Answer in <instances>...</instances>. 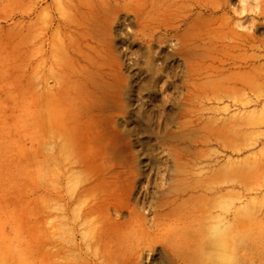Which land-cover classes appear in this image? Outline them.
Segmentation results:
<instances>
[{
	"label": "rangeland",
	"instance_id": "obj_1",
	"mask_svg": "<svg viewBox=\"0 0 264 264\" xmlns=\"http://www.w3.org/2000/svg\"><path fill=\"white\" fill-rule=\"evenodd\" d=\"M141 5L0 0V264H264V0Z\"/></svg>",
	"mask_w": 264,
	"mask_h": 264
},
{
	"label": "bare ground",
	"instance_id": "obj_2",
	"mask_svg": "<svg viewBox=\"0 0 264 264\" xmlns=\"http://www.w3.org/2000/svg\"><path fill=\"white\" fill-rule=\"evenodd\" d=\"M147 5L148 0H142L141 6H143V15L145 16L147 15ZM252 235V232H248L247 230H239L233 236L226 237L215 230L208 231L207 236L209 240L207 241L208 247L206 252L209 258L208 264H233L235 252L239 249L244 251V247L250 245L254 239ZM236 242L239 244L238 249L233 247Z\"/></svg>",
	"mask_w": 264,
	"mask_h": 264
},
{
	"label": "clouds",
	"instance_id": "obj_3",
	"mask_svg": "<svg viewBox=\"0 0 264 264\" xmlns=\"http://www.w3.org/2000/svg\"><path fill=\"white\" fill-rule=\"evenodd\" d=\"M241 3H244V0H240ZM241 15H243V12L241 13Z\"/></svg>",
	"mask_w": 264,
	"mask_h": 264
}]
</instances>
